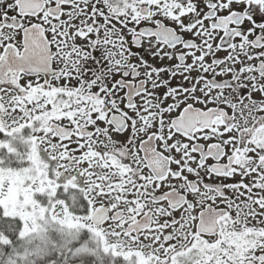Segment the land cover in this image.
<instances>
[{
  "label": "snow or ice",
  "instance_id": "obj_1",
  "mask_svg": "<svg viewBox=\"0 0 264 264\" xmlns=\"http://www.w3.org/2000/svg\"><path fill=\"white\" fill-rule=\"evenodd\" d=\"M0 264H264V0H0Z\"/></svg>",
  "mask_w": 264,
  "mask_h": 264
}]
</instances>
